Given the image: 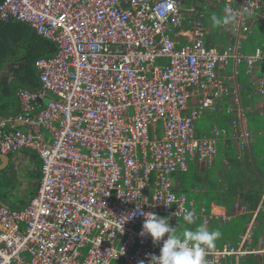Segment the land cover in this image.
Here are the masks:
<instances>
[{
  "label": "built area",
  "instance_id": "built-area-1",
  "mask_svg": "<svg viewBox=\"0 0 264 264\" xmlns=\"http://www.w3.org/2000/svg\"><path fill=\"white\" fill-rule=\"evenodd\" d=\"M191 1L0 2V22H23L57 48L34 62L41 89L17 92L18 114L0 111V154L35 151L42 173L23 211L0 204V264H150L162 241L139 235L143 217L129 218L136 205L175 227L194 204L174 192L171 175L193 162L212 167L220 141L249 152L254 135L237 68H262L253 86L264 117V47L245 49L264 21V0ZM204 5L221 17L237 14L219 27L223 44L205 43ZM47 93L55 99L41 108ZM224 100L229 130L196 136L194 122L220 112ZM159 123L162 136L151 139ZM213 216L229 220L201 209L195 221L207 227ZM251 239L249 229L236 247L208 249L207 264L264 259V245L252 249Z\"/></svg>",
  "mask_w": 264,
  "mask_h": 264
},
{
  "label": "crops",
  "instance_id": "crops-1",
  "mask_svg": "<svg viewBox=\"0 0 264 264\" xmlns=\"http://www.w3.org/2000/svg\"><path fill=\"white\" fill-rule=\"evenodd\" d=\"M182 3L183 5L184 3H186L187 5L184 6L188 7L192 3V1L182 0ZM202 12L207 15V17L204 19V22L208 26L207 36L205 38L206 45L211 46L212 43L223 44L225 36L219 33V27L217 29L215 28L214 20H213L214 17L211 14V9L204 5L202 7ZM215 15L216 17H221L220 13H216ZM254 36H257V40H258L257 45L256 44L255 45L264 47V21L257 22L254 24ZM255 45L254 48L256 47ZM10 46L12 45L6 44V49H8ZM245 49L247 51L250 50L248 44L246 43H245ZM11 51L12 52H11V56H9L10 57L9 62L6 63L7 66L6 72L4 75H0V82L6 83L8 81L7 85H10L9 87L15 91V95L13 90H10V94L11 92H13L12 96L14 98L11 99L9 97L8 99L6 95L3 93L4 87L2 86V83H0V106L4 110V113L18 114L20 112L21 107L17 97V92L20 89H28V88L21 87L24 86V84L18 82L19 78L16 77V75L8 72V66L9 65L11 66L12 63L16 62L17 58L21 57V51L16 49L14 46L11 49ZM246 72L247 69L243 77V78H247L245 79L246 82L244 80V83H241L240 78L242 77L240 76L239 73L240 76L239 82L243 86V94H242L243 105L248 110V113H250L249 111L253 110L255 111L256 114L258 113V116L263 117V115L261 114L262 112L261 107L263 102L256 95L253 86V83L261 75L262 68L259 67L256 71H253V73L250 75L246 74ZM24 75L25 74H22V76ZM36 81L39 83V77ZM52 99H55V97L52 94L49 93L45 94L41 102V106H42L41 108H45ZM229 104H230L229 100H224L221 103L220 112L218 113L208 112L198 119L200 120L206 116L209 117V124L207 126L208 127L207 129H205V124L201 123L199 126V130H197L195 126V122L197 121L196 120L194 122L196 136L201 137L202 135H208L211 129L214 127H220V128L224 127L229 130V121L224 114V110L226 106H229ZM192 106H194L193 102L190 103V107ZM263 122H264V117H263ZM261 126L263 127V123ZM160 133L161 130L159 129V126H157L150 130L149 137L151 139L156 137L161 138L162 133L161 136ZM48 139L51 142L52 140L51 136H49ZM256 140H257L256 137H254V141L252 145H250L249 152L244 153L243 155H238L236 151V144L233 140L228 139L226 141H221L222 145L225 148V152H223L221 160L217 158L218 157V153H217L216 159L214 161V165L212 167H208L203 163L193 162L190 163V165H188V170L186 172L175 173L173 177L172 185L174 192L177 194H185V195L187 194L186 196L189 201L193 202L196 212H199L201 209H205V211L208 214L210 213L214 215L227 214L229 216V220L226 223H222L219 217L217 218L213 216V218L211 219V223L209 224V226H207L209 230H215L220 228L223 230L222 236L216 241L215 248H222L225 245H229L232 247L238 246V244L240 243V236L243 235L249 229L252 234V239L250 242L251 248L257 250L264 245V186L260 188L259 185L256 183L254 177V173L257 172L255 169L257 167L256 163L258 160L264 159V157L262 158V156L255 155ZM18 154H19L18 156L17 154H15L16 157L13 160L10 158L11 157L10 155L7 156L3 155L7 159H5L4 161L0 160V167L2 168L0 172L2 171L4 172L8 170L9 175L12 177V175H16L15 169L21 166V168L24 169L22 170L23 172L21 174L23 175L27 173L26 176H24L25 177L24 180L22 179L21 176L19 179H15L16 184L14 186L12 184L8 185L7 191L5 192V194L7 193L13 195L15 194L14 196H17L16 193H18L21 196V198L25 197L26 199L13 201L9 205L0 203L1 205L6 206L13 211H23L25 208L29 206L30 202L36 198L37 192L39 191V188L41 186V179H42L41 159L39 158V155L35 151H29V150H23ZM231 158H235L236 161L238 160L242 164L241 170L234 172L226 171L225 168L229 165V161ZM248 158L252 159L250 163L248 161ZM217 163H220V166L225 170V171L223 170V176H224L223 180H220V174L222 173V171L219 170L214 174L213 182L211 183V186H209L207 175L211 170H213L212 168H214ZM248 166H251V168H253L254 170L249 169ZM10 171L12 174H10ZM183 174H189L190 177L192 178L195 174L200 176L201 184L192 186L191 183H189L185 185L183 183ZM172 175H171V181H172ZM236 175H239L240 184L232 187L230 185V181L232 182L233 178ZM29 180H30V185L28 184ZM32 186H34V188L30 190ZM209 188L212 190L211 193H213V195L215 194V196L220 194H222L223 196V194H226L228 191H231L233 189L238 190V195L231 200H229L230 198L228 197L227 199L223 197L224 203L221 204L217 203L216 200H212L210 203V208L207 209L206 196ZM216 188L218 189V191L215 190ZM259 191L262 192V196L259 202L256 204L255 208L248 209V205L254 200V196H252V194L257 193ZM25 192H28V195H24ZM248 214L251 215L252 217H249ZM195 223L191 226L188 225L181 226V230L183 227H191L194 229L199 225H203L200 221H195ZM241 258H239L238 260L234 259V264H240ZM228 259L226 260L225 264L228 263ZM261 264H263L262 259H261Z\"/></svg>",
  "mask_w": 264,
  "mask_h": 264
},
{
  "label": "trees",
  "instance_id": "trees-1",
  "mask_svg": "<svg viewBox=\"0 0 264 264\" xmlns=\"http://www.w3.org/2000/svg\"><path fill=\"white\" fill-rule=\"evenodd\" d=\"M1 1L2 0H0V2ZM251 41L255 42V44L257 45V36H254L251 39ZM6 44L12 45L9 47L10 51H9V48L6 49ZM13 46L16 49L21 51V57L17 58L16 62L12 63L11 66L10 65L8 66V72L16 75V77L19 78L18 82L24 84V86H21V87L28 88L31 91H39L41 89V86L36 81L38 79V75L34 67V62L38 58L51 57L55 55L56 53L55 45L52 42L38 36L27 24L23 22H18V21L0 22V63L9 62V59H10L9 56H11V52H12L11 49L13 48ZM22 74H25V75L22 76ZM7 82L6 83L0 82V83H2V86L4 87L3 93L6 95L8 99L9 97L12 99L14 98L12 95H13V92L15 95V91L9 87L10 85H7ZM10 90H13L11 94H10ZM249 112L250 113H248V118H247L248 125H249V128L253 131L254 137L257 138L259 134H261V133H257L258 130H261L262 132L263 127L262 126L261 128L254 127L253 123L255 121V118L258 116V113L256 114L255 111L253 110ZM248 161L250 163L252 159L248 158ZM248 168L254 170L253 168H251V166H248ZM212 169L213 170H211L207 175L209 186H211V183L213 182V176H211L210 174L211 172H214L215 174L216 172L220 170L222 171V173L220 174V180H223V177H224L223 176L224 169L220 166V163H217L215 167ZM225 169L226 171H229V172L239 171L242 169V164L238 160L236 161L235 158H231L229 161V165ZM255 169L257 171L254 173L255 181L259 185V187L262 188L264 186V167H262L261 169H258V168H255ZM10 182L11 181H9L7 185L5 184L4 187H2L3 192L7 191V188H8V185H10ZM200 184H201V177L195 174L193 176V181L191 185L195 186V185H200ZM239 184H240V178H239V175H236L233 178L232 182L230 181V185L233 187ZM215 190L218 191L217 188ZM211 192L212 190L209 188L207 196H206V208L207 209L210 208V203L212 200H216L217 203L221 204V203H224L223 197L225 199H227L228 197L230 198L229 200H231L238 195L237 189L228 191L226 194H223V196L222 194L215 196V194L213 195V193ZM252 196H254V200L248 205V209L255 208L256 204L259 202L262 196V192L259 191L257 193L252 194ZM4 197H5V193L3 194L0 193V201L2 200V198L4 199ZM249 217H252V216L249 215ZM185 225H187L186 222L182 220L181 226H185ZM188 226H191V225H188ZM234 259H235L234 257L229 258L227 264H234ZM261 259L263 262L264 259L261 257L259 258L256 256L254 257L253 255H246L240 259V264H261Z\"/></svg>",
  "mask_w": 264,
  "mask_h": 264
},
{
  "label": "clouds",
  "instance_id": "clouds-1",
  "mask_svg": "<svg viewBox=\"0 0 264 264\" xmlns=\"http://www.w3.org/2000/svg\"><path fill=\"white\" fill-rule=\"evenodd\" d=\"M236 18L237 14L229 11V14L214 17L213 20L214 24L220 27L234 23ZM136 209V212L130 213L129 218L137 214L143 217L142 230L139 235L150 237L154 245L162 241L159 256L152 255L150 264H207L205 259L207 250L215 248L216 241L222 236L219 229L209 230L204 225H199L194 229L183 227L181 230L177 224L173 227L169 223L171 217H161L153 212H144L141 204L136 205ZM173 215L176 216V213ZM183 220L187 225H193L196 220L195 208H185ZM140 264L144 262L140 261Z\"/></svg>",
  "mask_w": 264,
  "mask_h": 264
},
{
  "label": "rangeland",
  "instance_id": "rangeland-1",
  "mask_svg": "<svg viewBox=\"0 0 264 264\" xmlns=\"http://www.w3.org/2000/svg\"><path fill=\"white\" fill-rule=\"evenodd\" d=\"M184 5L186 6L187 4L184 3ZM211 14L213 15V17H216V15L213 12H211ZM259 25H261V24H259ZM215 28L217 29L218 27L215 25ZM246 44H248V47L250 49V50H248V52H252L253 48H254V45H255V42L249 41ZM231 67H232V62L229 61V67H228V71L229 72H231V70H232ZM6 69H7L6 63H2L1 62L0 63V75H4L5 72H6ZM237 70L240 73V76L242 77V78H240L241 83H244V80L247 79V78H243L244 75H245V71H246L245 65L242 64L241 66H239L237 68ZM245 82H246V80H245ZM0 111L4 112V110L2 109L1 106H0ZM201 123H204L205 124V129H207L208 128L207 126L209 124V117H207V116L203 117L202 119L197 120L195 122V126H196L197 130H199V126H200ZM262 123H263V117L257 116L255 121H254V123H253V125H254L255 128H258V127L261 128ZM158 126H159V129L161 130V126H162L161 123H159ZM257 133H261V130H258ZM160 136H161V133H160ZM256 139L257 140L255 142V155L256 156H262V158H263L264 157V142H263L264 138H263V135L259 134V136ZM217 150H218V157L217 158L219 160H221L222 159V154H223V152H225V148L222 145L221 141L217 145ZM18 155L19 154H17V156ZM10 156H11L10 158L12 160L15 159V157H16L15 154H11ZM256 164H257L256 168L261 169L262 167H264V159L258 160ZM22 170H24V169H22L21 166L18 167L17 169H15V174L16 175H12V177L9 175L8 170L4 171V172L3 171L0 172V193H2V194L5 193V192L2 191V187H4L5 184L7 185L9 183V181H11L10 184H12L14 186L16 184L15 179H19L20 176H21L22 179L24 180V178H25L24 176H26L27 173L22 175L21 174L23 172ZM182 173H184V172H182ZM10 174H12L11 171H10ZM210 174H211V176H214V172H211ZM174 175H175V173L172 175V183H173ZM192 179L193 178L190 177L189 174H183V183L185 185H187L188 183H192ZM28 184L30 185V180L28 181ZM33 188H34V186H32L30 188V190L33 189ZM14 195L10 194V193H7V194H5L4 199L2 198V200L0 202L9 205L13 201H19V200H25L26 199L25 197L21 198V196L18 193H16L17 196H14ZM24 195H28V192H25ZM182 220L183 219H178L177 222H176L178 224V228H180V229H181ZM219 230L223 234V230L221 228Z\"/></svg>",
  "mask_w": 264,
  "mask_h": 264
},
{
  "label": "water",
  "instance_id": "water-1",
  "mask_svg": "<svg viewBox=\"0 0 264 264\" xmlns=\"http://www.w3.org/2000/svg\"><path fill=\"white\" fill-rule=\"evenodd\" d=\"M5 159H7L6 157H4L2 154H0V160L4 161ZM2 170V168L0 167V171Z\"/></svg>",
  "mask_w": 264,
  "mask_h": 264
}]
</instances>
